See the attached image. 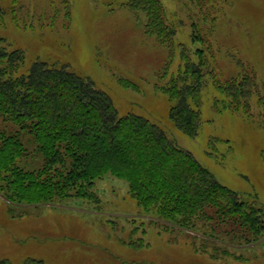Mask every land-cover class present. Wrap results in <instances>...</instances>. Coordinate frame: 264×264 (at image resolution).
Instances as JSON below:
<instances>
[{
	"label": "rangeland",
	"instance_id": "rangeland-1",
	"mask_svg": "<svg viewBox=\"0 0 264 264\" xmlns=\"http://www.w3.org/2000/svg\"><path fill=\"white\" fill-rule=\"evenodd\" d=\"M194 1H164L184 24L176 42L190 46V16L212 11L215 4L210 14L218 12L220 18L212 37L205 32L211 22L200 18L199 23L207 39L203 48L209 46L208 67L214 65L216 77L225 82L243 70L241 60L256 75L264 97V0H204L200 8ZM111 2L0 0L6 9L0 37L10 50L23 51L25 66L38 59L88 76L112 97L120 115L139 114L159 125L220 183L264 208V98H253L249 114L233 111L207 79L199 132L187 135L171 119V102L162 89L184 67L179 46L172 56L168 46L146 33L141 17ZM22 137L29 150L23 164L41 167L44 159L31 136ZM94 181L93 199L14 203L0 193V259L13 264L29 259L45 264H264V236L246 244L239 226L220 221L212 211L196 228L171 224L145 214L125 179L106 174Z\"/></svg>",
	"mask_w": 264,
	"mask_h": 264
},
{
	"label": "trees",
	"instance_id": "trees-1",
	"mask_svg": "<svg viewBox=\"0 0 264 264\" xmlns=\"http://www.w3.org/2000/svg\"><path fill=\"white\" fill-rule=\"evenodd\" d=\"M164 1L112 0L111 4L127 7L141 17L146 33L168 46L172 56L179 46L184 67L162 88L171 102L169 114L175 125L191 137L198 134L207 79L233 111L251 113L253 98H264L256 75L238 60L243 70L220 82L215 66L208 67L209 46L203 48V44L207 35L212 37V28L220 18L218 12L210 14L216 5L213 3L212 11L200 10L190 16L193 47L176 42L184 24L174 12L169 13ZM203 1L191 4L200 8ZM1 6L3 16L6 9ZM196 17L211 22L206 36L201 32V19L197 22ZM24 62L23 51L10 50L0 37L2 197L14 203L93 199L94 180L110 174L127 181L129 192L145 214L152 212L171 224L196 228L198 221L212 217V211L220 221L239 226L243 230L240 238L246 244L264 236V208L220 183L162 127L139 114L120 115L106 91L65 65L38 59L27 66ZM25 133L42 154L44 162L39 168L28 169L23 164L29 154L22 137ZM0 264L13 263L5 258ZM27 264L45 262L29 259Z\"/></svg>",
	"mask_w": 264,
	"mask_h": 264
}]
</instances>
